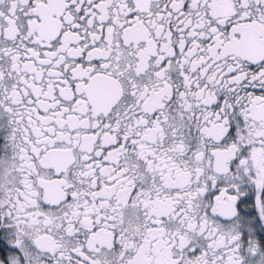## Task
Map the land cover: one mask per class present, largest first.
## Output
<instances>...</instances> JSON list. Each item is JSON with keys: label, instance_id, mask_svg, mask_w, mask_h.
<instances>
[{"label": "snow or ice", "instance_id": "1", "mask_svg": "<svg viewBox=\"0 0 264 264\" xmlns=\"http://www.w3.org/2000/svg\"><path fill=\"white\" fill-rule=\"evenodd\" d=\"M0 264H264V0H0Z\"/></svg>", "mask_w": 264, "mask_h": 264}]
</instances>
